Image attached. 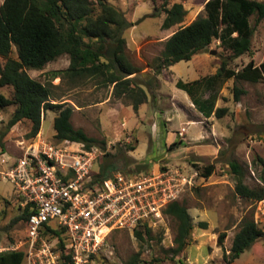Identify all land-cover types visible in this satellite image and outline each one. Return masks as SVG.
<instances>
[{"label": "rangeland", "instance_id": "obj_1", "mask_svg": "<svg viewBox=\"0 0 264 264\" xmlns=\"http://www.w3.org/2000/svg\"><path fill=\"white\" fill-rule=\"evenodd\" d=\"M4 1L0 0V7ZM206 1L107 0L130 23L123 35V55L140 69L130 76L134 77L131 89L142 87L147 95L146 103L137 111L132 105L133 99L117 98L114 86L105 84L102 77L72 79L62 75L53 78L54 73L69 68V55L61 56L43 70L27 71L31 78L50 88L52 103H68L73 107L71 122L75 129L97 140L92 147L100 154L95 165L97 174L103 166L114 168L113 173L134 176L170 169L184 174L192 182L176 201L188 209L194 223L192 235L180 254L175 252L179 222L166 213L168 206L158 218L139 227L144 232L146 227L151 231L144 242L136 238L135 231H117L108 238L91 264H128L138 253L140 264H264V234L238 259L230 256L234 238L245 221H254L264 233V200L240 197L236 193L239 178L231 168L232 162L238 163L246 185L252 189L264 188V80L254 84L229 79L225 73L216 79L209 95L215 97L222 91L221 109L227 112L221 118L215 112L214 133L210 119H202L198 127L184 125L187 133L182 129L180 123L184 120L179 114L186 115V119L195 118V115L188 107L190 95L177 87L179 80L189 82L198 76L196 66L208 67L202 76L205 72L215 76L223 63L225 69L235 72L243 70L251 61L260 66L264 62V20L256 25V18H251L255 30L252 50L239 58H233L232 52L215 40L205 53L194 57V61L179 62L164 69L159 76L151 68L159 64L157 59L166 41L180 27L206 15ZM175 3L182 4L187 15L181 24L164 29L165 8ZM106 50L107 46L104 52ZM10 57L18 59L16 46ZM0 63H5L1 57ZM236 87L243 92L239 101L235 99ZM13 93L11 86L0 87V94L10 99ZM15 109L10 106L0 111V172L8 171L16 162L15 156L20 154L18 142L33 138L30 121H21L7 129ZM56 116V112L45 113L40 131L42 137L52 143L59 142L55 138ZM199 127L201 133L192 138ZM171 132L175 139H169ZM210 166L214 168L213 174L205 178ZM23 210L14 184L0 175V247L9 249L27 238V227L21 219ZM202 222L208 224L206 230L201 228ZM221 233L227 235L222 244L219 243Z\"/></svg>", "mask_w": 264, "mask_h": 264}, {"label": "trees", "instance_id": "obj_2", "mask_svg": "<svg viewBox=\"0 0 264 264\" xmlns=\"http://www.w3.org/2000/svg\"><path fill=\"white\" fill-rule=\"evenodd\" d=\"M165 12L167 17L164 29L181 24L187 15L184 6L179 3L169 9L166 7ZM205 12V16H199L191 24L180 27L166 41L164 51L157 59L159 64L151 67L155 69L157 76L168 67L182 61H191L205 53L215 40L221 42L222 48L231 51L233 58L251 52L255 31L251 18H256V25L264 20V2L208 0L205 3ZM129 27L130 23L124 14L107 0H5L0 7V57L5 60L4 64L0 63V87L11 86L14 93L12 99L0 94V111L10 106L16 107L7 129L10 130L21 121H30L33 125L32 137H35L41 131L43 115L52 111L57 113L54 127L55 138L59 142L83 143L87 149L98 143L83 130L73 127L72 106L68 103H52L50 88L27 73L28 70H43L63 55L70 56L71 64L67 70L54 73L53 78L62 75L72 79L85 76L102 77L105 84L114 86L117 98L130 97L134 100V109L139 110V107L146 103L147 95L142 87H139V90H136V87L131 89L134 77L130 76L140 72V69L130 64L123 55V35ZM110 43L118 45L115 59H108L104 52ZM13 46L17 47L18 59L10 57ZM223 73L229 79L236 78L256 84L264 80V62L255 66L251 61L239 72L225 69L223 63L215 76L192 83L178 81L177 87L187 92L199 107L201 104L196 98L201 88L214 85ZM241 94L243 92L236 87V101H239ZM212 109L208 112L209 115L212 114ZM225 112L226 109H218L216 115L221 118ZM231 168L239 178L236 193L245 199L263 201L264 188L252 189L246 185L243 182L242 167L238 163L232 162ZM113 170L114 168L103 166L100 172L94 175L104 180L112 175ZM213 170V166L208 167L204 177L209 178ZM166 213L179 222L175 252L180 254L194 230L193 218L188 209L178 202L169 205ZM21 219L24 222L27 220V212L23 213ZM200 226L205 230L208 228V224L204 222ZM150 234L151 231L147 227L145 232L140 228L135 229V236L140 242H144ZM263 234L254 221H245L234 238L231 258L238 259L251 249ZM226 237V233H221L219 243H224ZM24 257L22 250L1 253L0 264H23ZM66 258V264H69L70 257ZM140 262L138 253L128 264Z\"/></svg>", "mask_w": 264, "mask_h": 264}, {"label": "built area", "instance_id": "obj_3", "mask_svg": "<svg viewBox=\"0 0 264 264\" xmlns=\"http://www.w3.org/2000/svg\"><path fill=\"white\" fill-rule=\"evenodd\" d=\"M84 145L52 143L41 133L18 142L16 162L0 175L14 184L27 212V238L0 247V254L22 250L23 264H66V256L69 264H91L113 233L148 224L192 186L170 169L100 180L94 175L99 151Z\"/></svg>", "mask_w": 264, "mask_h": 264}, {"label": "crops", "instance_id": "obj_4", "mask_svg": "<svg viewBox=\"0 0 264 264\" xmlns=\"http://www.w3.org/2000/svg\"><path fill=\"white\" fill-rule=\"evenodd\" d=\"M191 61H194V59L191 60ZM206 68H208V67L207 66L206 67H203V66H199L198 67V66H196V72H197L198 76L195 77L194 80H191L189 82H185L183 80H179V81H182L184 83H192V82H195V81H201V80H203L205 78L213 77V75H211V74L207 75L206 72L203 73V76H202V72ZM212 90H213V85L209 86V87H208V85L207 86L205 85L203 88H201L200 93L197 96L198 98H196L197 101L201 104L199 107L196 106L195 101L191 97L189 98V100L187 102L190 104V106H188V107L191 108V112L195 115V118L186 119V115L179 114L180 115V119L184 120V122L180 123L181 124L180 126H182V129L183 128L186 129L185 127H183L184 125L198 127V125L200 124L199 122L202 119H210L211 120L210 124H211V127L213 128L212 132L214 133L215 123H213L212 120L214 119L215 112L218 109L223 108L222 107L223 106V99H222V94L223 93L221 91V93L217 94L215 97H211L213 95H209V91H212ZM197 101H196V103H197ZM212 107H213V109H212ZM211 109L213 110V112H212L211 115H209L208 112H210ZM180 119H178L179 122H180ZM187 123H190V124L187 125ZM174 125H172V127H174ZM186 133H187V129H186ZM200 133H201V129L199 127V129H197V132L194 133L191 137L192 138H194V137L197 138L196 136H198ZM169 135H168V137H169ZM173 135H174V133L171 132V138L169 137L170 140L175 139V137Z\"/></svg>", "mask_w": 264, "mask_h": 264}, {"label": "water", "instance_id": "obj_5", "mask_svg": "<svg viewBox=\"0 0 264 264\" xmlns=\"http://www.w3.org/2000/svg\"><path fill=\"white\" fill-rule=\"evenodd\" d=\"M138 24V23H137ZM118 45L116 44H108L107 50L105 51V55L108 59H115L117 56Z\"/></svg>", "mask_w": 264, "mask_h": 264}]
</instances>
